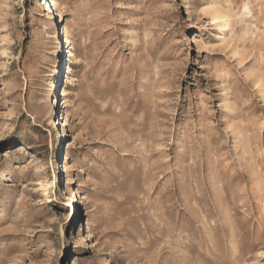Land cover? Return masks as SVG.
<instances>
[{
	"label": "rangeland",
	"instance_id": "obj_1",
	"mask_svg": "<svg viewBox=\"0 0 264 264\" xmlns=\"http://www.w3.org/2000/svg\"><path fill=\"white\" fill-rule=\"evenodd\" d=\"M54 1L0 0V264H264V0Z\"/></svg>",
	"mask_w": 264,
	"mask_h": 264
},
{
	"label": "bare ground",
	"instance_id": "obj_2",
	"mask_svg": "<svg viewBox=\"0 0 264 264\" xmlns=\"http://www.w3.org/2000/svg\"><path fill=\"white\" fill-rule=\"evenodd\" d=\"M53 2H55V1L53 0ZM54 5H56V2L54 3ZM244 10H247V7H245ZM217 11L218 10L215 11L214 19H216V20L217 19H219V20L221 19L222 22H224V24L227 23L228 20H227V18H225V15L224 14L222 15L221 14L222 12L221 13L220 12L217 13ZM67 41L70 42L69 36L67 37ZM68 53H69L70 57L74 56V52L71 49L68 51ZM67 68H69V69L67 70ZM72 72H73L72 65H70V67H66L65 73L71 74ZM69 80H70V75H68V78H67L66 82H68ZM63 94L66 96V94H68V92L66 93V90L64 89Z\"/></svg>",
	"mask_w": 264,
	"mask_h": 264
}]
</instances>
